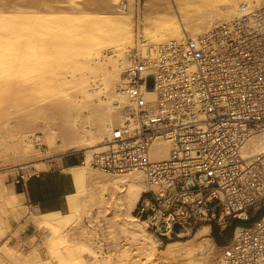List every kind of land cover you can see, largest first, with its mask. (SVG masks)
Here are the masks:
<instances>
[{
	"label": "bare ground",
	"instance_id": "obj_1",
	"mask_svg": "<svg viewBox=\"0 0 264 264\" xmlns=\"http://www.w3.org/2000/svg\"><path fill=\"white\" fill-rule=\"evenodd\" d=\"M263 4L143 0L136 7L135 0H0V158L25 173L36 170L41 158L67 152L83 157L69 168L75 190L65 212L33 210L0 177V237L12 218L26 215L42 232L27 251L0 242V264H123L124 259L133 264H209L217 257L222 246L214 242L210 224L163 242L133 213L142 193L157 189L141 170L107 171L91 159L106 149L112 128L123 123L125 107L133 103L122 88L134 54L145 53L148 45L195 38ZM144 99H157L152 84ZM171 146L169 139L155 138L149 158H169ZM260 152L264 129L251 132L241 148L244 158ZM100 214L127 236L120 252L103 256L86 239L71 235L77 228L94 242L93 221ZM84 251L90 262L82 257Z\"/></svg>",
	"mask_w": 264,
	"mask_h": 264
},
{
	"label": "built area",
	"instance_id": "obj_2",
	"mask_svg": "<svg viewBox=\"0 0 264 264\" xmlns=\"http://www.w3.org/2000/svg\"><path fill=\"white\" fill-rule=\"evenodd\" d=\"M132 59L122 89L133 103L91 164L138 169L157 185L134 210L162 241L203 223L221 232L237 219L242 226L209 264H264V211L250 221L254 206L264 209V152L241 155L247 136L264 129V4L195 38L148 45ZM149 84L155 101L144 99ZM157 137L170 140L169 158H149Z\"/></svg>",
	"mask_w": 264,
	"mask_h": 264
},
{
	"label": "rangeland",
	"instance_id": "obj_3",
	"mask_svg": "<svg viewBox=\"0 0 264 264\" xmlns=\"http://www.w3.org/2000/svg\"><path fill=\"white\" fill-rule=\"evenodd\" d=\"M143 0H135V6L139 7L142 6ZM57 156H51L47 158H41L36 160V170H27V172H16L14 170V167L16 166V163L13 161H10L9 159H2L0 158V177L2 178L3 182L6 186L14 188L13 184L16 182V179L21 176H26L28 173L33 171H38L41 168H46L48 166V162L51 159H56ZM31 167V166H30ZM35 168V167H34ZM24 174V175H23ZM15 189V188H14ZM263 208H258L257 206H254L250 210V221L258 216L261 212H263ZM137 216V215H136ZM88 221L89 218L85 217ZM98 220L93 221L95 223L94 230L95 235L92 236V242L88 239L87 235H83L77 228L72 229L71 235L77 237L78 239H83L86 242L90 243L91 247L97 252L103 256L110 254L113 252H120L124 249V246L127 244L128 238L126 235H124L120 229L119 226L112 220H107L104 216L101 214L97 217ZM11 224L9 225V228L6 230V233L3 234L0 237V242H4L8 240L11 245L18 247L19 249L23 251H27L32 246V242L39 241L40 237L42 236V232H40L38 226L34 223L33 219L30 218L29 215L23 216L15 221V219H11ZM26 222H32L35 227L37 228L36 231L33 232V230L25 229L23 230ZM234 223H241L237 219L233 221ZM250 223V222H246ZM214 229H218L217 226L212 225ZM231 226V225H230ZM226 228V227H225ZM5 235V236H4ZM4 236V237H3ZM161 240L162 238L159 237ZM177 237H174V239ZM222 238H226V235H223ZM90 241V242H89ZM167 240H163L165 242ZM216 243L217 241L214 240ZM100 245V248L96 245ZM217 244V243H216ZM218 246V245H217ZM82 257L86 262H90L91 258L89 256V253L84 251L82 254ZM133 260H126L124 259L123 264H133ZM117 264L118 261L114 260V264Z\"/></svg>",
	"mask_w": 264,
	"mask_h": 264
},
{
	"label": "crops",
	"instance_id": "obj_4",
	"mask_svg": "<svg viewBox=\"0 0 264 264\" xmlns=\"http://www.w3.org/2000/svg\"><path fill=\"white\" fill-rule=\"evenodd\" d=\"M47 162L46 168L30 172L26 176L20 175L13 186L18 193L24 195L26 204L33 210L65 212L68 206V196L75 190L69 168L78 164L80 158L67 152ZM25 229L33 230V232L37 230L32 222H26L23 230ZM211 232L212 225L210 234Z\"/></svg>",
	"mask_w": 264,
	"mask_h": 264
},
{
	"label": "trees",
	"instance_id": "obj_5",
	"mask_svg": "<svg viewBox=\"0 0 264 264\" xmlns=\"http://www.w3.org/2000/svg\"><path fill=\"white\" fill-rule=\"evenodd\" d=\"M19 188V187H18ZM18 191V190H17ZM133 213L136 215L135 210L133 211ZM238 223H234L231 226H226V228H224L221 232H219V230L214 229V227L212 226V232L211 235L212 237H214L215 241H217V245L218 246H222L224 244H226V242L229 240V238L232 235L233 232V228L235 225H237ZM154 235V234H153ZM223 235H226V238H222ZM155 236V235H154ZM157 239H159L157 236H155ZM160 240V239H159ZM166 242V241H165Z\"/></svg>",
	"mask_w": 264,
	"mask_h": 264
}]
</instances>
